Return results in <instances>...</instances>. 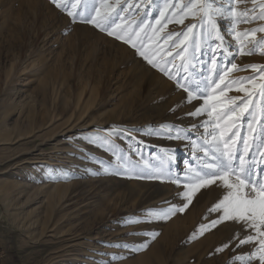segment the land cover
Segmentation results:
<instances>
[{
  "label": "rangeland",
  "instance_id": "1",
  "mask_svg": "<svg viewBox=\"0 0 264 264\" xmlns=\"http://www.w3.org/2000/svg\"><path fill=\"white\" fill-rule=\"evenodd\" d=\"M94 2L100 6H80L85 16L95 15ZM262 4L213 0L223 15H213L212 30L185 14L189 0H108L102 31L73 22L52 0H0V264H248L252 253L259 264L258 244L231 239L254 230L230 221L211 227L222 213L209 209L228 191L220 181L196 192L183 212L147 213L183 207L185 185L216 162L208 135L216 114L189 115L203 100L188 102L160 68L201 87L221 75L224 83L253 77L222 95L217 89L228 116L231 98L247 99L236 88L252 96L251 116L220 123L236 124L240 151L247 138L244 158L264 178V96L253 88L264 82V43L254 49L264 31L252 34L264 28ZM188 25L195 27L185 38Z\"/></svg>",
  "mask_w": 264,
  "mask_h": 264
},
{
  "label": "snow or ice",
  "instance_id": "2",
  "mask_svg": "<svg viewBox=\"0 0 264 264\" xmlns=\"http://www.w3.org/2000/svg\"><path fill=\"white\" fill-rule=\"evenodd\" d=\"M97 2L100 6L97 7L94 2L92 7V12H94L95 15L85 16L84 12L80 10V6L83 5L87 8L88 0H52V3L55 4L57 8L65 11L67 15L72 18L73 22L79 18L81 22L94 24L97 28L104 31L105 26L103 25L102 20L108 18V13L111 11V8L108 5V0H97ZM233 2H242V0H233ZM252 2L255 3L256 0H252ZM189 5L190 6L187 7L185 12L186 15L189 13L193 16L200 15L202 26L204 24H208L211 26L212 30L216 28L213 15H223V10L215 8L213 6V0H189ZM102 9H104L103 13ZM261 10L264 12V4L261 5ZM234 11L235 9H230L229 14ZM246 12L247 10L245 13H241L240 15H246ZM253 19H255V17H253ZM260 19H264V15H261ZM175 22L183 23V18H180ZM194 27L195 25H188L187 31L182 33V35L187 38L188 33H191ZM257 30L264 31V28L254 29L252 30V34L254 35ZM109 35H113V33L109 32ZM176 35L179 36L180 34ZM116 38L123 39V37L119 35H117ZM218 39L222 41L223 37H218ZM125 42L131 43V37H129L128 40H125ZM180 43L182 44L183 41ZM261 43L264 42H257V44L254 45V49L256 47H260ZM132 46L136 47L135 44H132ZM177 47H179V45H177ZM254 49H250L248 53H244L243 49L240 51L241 54H251ZM186 51L187 48L178 52L176 55L183 58V53ZM137 52L153 67H158V65L154 63L153 60L149 59L143 51H140L139 48H137ZM262 54H264V52H262ZM248 67L256 69L261 66L252 64ZM231 69L242 70L234 63H231ZM159 70L168 76L169 79H176L177 87L183 88V90L187 93L186 99L188 102L197 98L203 100V105L196 108L195 112L189 113V115L195 116L201 113H206L211 118L214 114H216L215 121L212 124L213 131L208 133V135L212 138L215 149L212 158L216 162L206 165V167L211 169V171L196 172L193 177L195 182L185 185V187L188 188V191L183 193V195L187 198V203H185L183 207L177 209L176 206L173 205L171 208L163 211L149 209L147 213L148 216L167 219L176 211L183 212L185 208L192 203V196L196 192L201 189H206L211 185H215L217 181H220L222 186L228 191L223 195L222 199H219L218 202L213 204V206L209 209L210 212L217 211L222 213L218 219L211 221V227L215 228L220 223L230 221L240 223L241 228L245 231L249 228L254 230L255 235L248 234L244 238H239L238 235L234 234L231 239L234 241L238 240V243L236 244L237 247L247 243L258 244L257 251L260 253L258 257L259 264H264V182H262L264 178L253 173L252 166L255 164V160L253 159L252 163L249 164V162L244 158L245 154H249L250 146L247 138H244L242 141L244 146L243 152L240 151L238 146L239 142L237 141L239 129L236 124L225 122L222 125L220 123L224 117H227V121H235L241 119L243 113L245 112H248L249 116L252 115L249 111V103L252 102V96L247 88L239 87L235 89L236 91L246 93L247 99L241 100L240 97L231 98L232 106L228 108V112H231L233 114L232 116H228L227 112L220 114L221 110L225 107L220 99V95L229 90L233 85L241 84L243 81L252 82L253 77H240L224 83V76L221 75L218 81L213 80L210 84L206 83L204 87H201L198 81L189 80L187 77L177 78L166 68H160ZM185 71H187L186 68ZM226 74L227 73L225 72V75ZM261 75L264 77V67H261ZM181 80H187L188 82L181 83ZM221 84H223V88L220 87ZM256 87H259V94L264 96V82H262L259 86L253 84V88ZM209 88H211L210 93ZM217 89L220 90V95H217ZM194 93H196V95H194ZM236 101H240V103L237 104ZM261 111L264 113V106H262ZM161 127L163 128L165 125H161ZM248 129L253 134V139H255L256 129L253 127L251 121L248 123ZM259 136L262 138V141H264V122L261 124ZM216 153H219V156H217ZM205 154L207 155V152H205ZM259 155L264 158V151L260 152ZM237 161L239 162L238 166L236 163ZM246 165L248 166L246 167ZM200 228L201 230H209L208 225H201ZM155 235H158V233L153 234V237ZM228 247L229 243L225 242L223 244V248ZM223 248H218L217 251H222ZM255 255L256 253H252L248 257V264H251L252 256ZM237 259H240V257H237Z\"/></svg>",
  "mask_w": 264,
  "mask_h": 264
}]
</instances>
